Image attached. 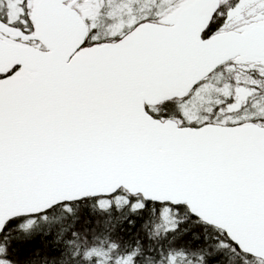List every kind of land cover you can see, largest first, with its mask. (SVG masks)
I'll return each mask as SVG.
<instances>
[{
    "label": "snow or ice",
    "instance_id": "6c2138e0",
    "mask_svg": "<svg viewBox=\"0 0 264 264\" xmlns=\"http://www.w3.org/2000/svg\"><path fill=\"white\" fill-rule=\"evenodd\" d=\"M0 264H264V0H0Z\"/></svg>",
    "mask_w": 264,
    "mask_h": 264
}]
</instances>
